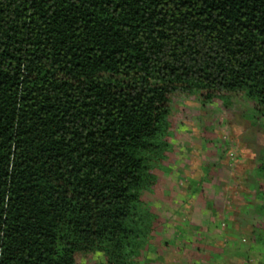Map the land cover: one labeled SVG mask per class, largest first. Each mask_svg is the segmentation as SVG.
Masks as SVG:
<instances>
[{
	"label": "trees",
	"instance_id": "trees-1",
	"mask_svg": "<svg viewBox=\"0 0 264 264\" xmlns=\"http://www.w3.org/2000/svg\"><path fill=\"white\" fill-rule=\"evenodd\" d=\"M182 93L264 119V0H0V264H154Z\"/></svg>",
	"mask_w": 264,
	"mask_h": 264
},
{
	"label": "rangeland",
	"instance_id": "rangeland-1",
	"mask_svg": "<svg viewBox=\"0 0 264 264\" xmlns=\"http://www.w3.org/2000/svg\"><path fill=\"white\" fill-rule=\"evenodd\" d=\"M172 154L145 195L158 217L146 255L154 264H264V213L256 163L264 119L251 103L175 94ZM79 264H102L98 255Z\"/></svg>",
	"mask_w": 264,
	"mask_h": 264
}]
</instances>
